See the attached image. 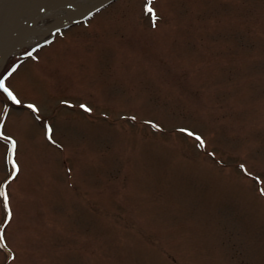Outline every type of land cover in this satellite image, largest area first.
<instances>
[{
	"label": "rangeland",
	"instance_id": "rangeland-1",
	"mask_svg": "<svg viewBox=\"0 0 264 264\" xmlns=\"http://www.w3.org/2000/svg\"><path fill=\"white\" fill-rule=\"evenodd\" d=\"M34 46L0 65V264H264V0H115Z\"/></svg>",
	"mask_w": 264,
	"mask_h": 264
},
{
	"label": "bare ground",
	"instance_id": "bare-ground-1",
	"mask_svg": "<svg viewBox=\"0 0 264 264\" xmlns=\"http://www.w3.org/2000/svg\"><path fill=\"white\" fill-rule=\"evenodd\" d=\"M42 0H26L13 24L9 29L8 49L10 45L18 47L35 45L43 36L50 31V27L63 25L70 20L79 19L88 13V10L95 6L99 0H50L57 2L52 7L40 14L36 19L26 22L33 9ZM51 21V22H48ZM26 22V25H25ZM0 58V65H1Z\"/></svg>",
	"mask_w": 264,
	"mask_h": 264
},
{
	"label": "water",
	"instance_id": "water-1",
	"mask_svg": "<svg viewBox=\"0 0 264 264\" xmlns=\"http://www.w3.org/2000/svg\"><path fill=\"white\" fill-rule=\"evenodd\" d=\"M26 0H0V58L1 62H4L6 58L11 55L18 46L13 44L10 45V49H8V41H9V29L10 26L13 24L14 19L17 17L19 11L21 10L24 2ZM115 0H99V2L91 7L88 10V14H92L103 7L109 5ZM57 2H51L50 0H42L39 5L32 10L30 16L27 17L26 22L36 19L37 17L42 14L46 8L52 7L53 4ZM87 14V15H88ZM78 19L70 20L63 25H57L56 27H50V30L57 29L59 27L67 26L71 23L76 22ZM25 22V25H26Z\"/></svg>",
	"mask_w": 264,
	"mask_h": 264
},
{
	"label": "snow or ice",
	"instance_id": "snow-or-ice-1",
	"mask_svg": "<svg viewBox=\"0 0 264 264\" xmlns=\"http://www.w3.org/2000/svg\"><path fill=\"white\" fill-rule=\"evenodd\" d=\"M0 89H3V92L6 93L7 95V99L8 100H11L12 102H14L15 104L17 105H20L22 104V101L20 99L17 98V96L6 86L5 82L3 80H0ZM27 107L29 109H32L33 111H36V106L34 104H28ZM81 107H86V105H81ZM88 111H91V109H87ZM156 127H159V125H156ZM8 141L10 142L11 144V148H9V161L11 162V153H12V149H14L16 147V141L12 139V137H7ZM49 139H51V137H49ZM203 142H201L202 144ZM14 167L15 164H14ZM241 168L244 167V165H240ZM17 171H18V168H17ZM15 176V172H13L12 174L9 175L8 177V180H11L13 177ZM8 181L6 180L4 182V184H7ZM3 189V185L0 184V196H3L4 198V207H5V214H6V217H7V220H10L11 219V211L9 209V198H8V194L4 191H2ZM262 194H264V189H261L260 190ZM6 220V222H7ZM2 238V237H0Z\"/></svg>",
	"mask_w": 264,
	"mask_h": 264
}]
</instances>
